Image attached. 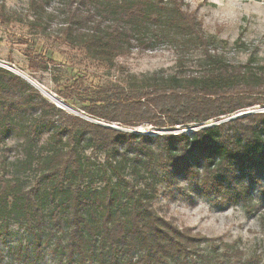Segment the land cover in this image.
<instances>
[{
  "label": "trees",
  "instance_id": "obj_1",
  "mask_svg": "<svg viewBox=\"0 0 264 264\" xmlns=\"http://www.w3.org/2000/svg\"><path fill=\"white\" fill-rule=\"evenodd\" d=\"M29 6L36 30L59 15L56 40L97 68L160 45L197 50L201 68L84 88L80 116L0 67V149L22 156L0 161L12 166L0 173V238L12 224L27 236L9 250L13 264H39L46 251L58 264H264L155 205L164 186L176 187L264 221V111L235 117L264 108V64L227 62L184 0H64L52 13L46 0ZM142 126L164 134L127 130ZM6 258L0 246V264Z\"/></svg>",
  "mask_w": 264,
  "mask_h": 264
},
{
  "label": "rangeland",
  "instance_id": "obj_2",
  "mask_svg": "<svg viewBox=\"0 0 264 264\" xmlns=\"http://www.w3.org/2000/svg\"><path fill=\"white\" fill-rule=\"evenodd\" d=\"M46 1L52 13L60 9L64 0ZM184 1L202 22L205 32L213 41V49L223 55L227 62L233 65L249 63L252 68L264 64V0ZM29 10V0H0V67L21 76L67 113L84 116L79 105L75 104L78 96L84 93V88L94 89L115 83L127 85L132 76L137 77L141 84L143 76L154 73L192 74L201 68L197 50L190 49L183 53L179 47L163 45L152 51L134 52L121 57L111 70L97 68L80 53L56 40L61 21L59 15L53 23L46 24L45 31H40L32 26L34 19ZM262 111L264 108L254 106L239 115ZM137 131L164 134L151 126L139 127ZM8 143L16 147L19 143L17 135L12 136ZM2 149L0 161H7V165L9 161L22 158L15 148ZM8 167L12 169V166L0 163V173L8 174ZM179 185L184 187L185 184ZM162 191L166 193L160 195L155 205L168 219L208 237L238 241L247 255L264 259V221L260 215L248 217L241 206L218 210L197 194L179 195L176 187L166 190L164 186ZM26 239L24 229L17 224L10 226L8 234L0 238V246L7 255L2 264L14 263L8 255L9 250ZM46 253L39 264H58L48 251Z\"/></svg>",
  "mask_w": 264,
  "mask_h": 264
},
{
  "label": "water",
  "instance_id": "obj_3",
  "mask_svg": "<svg viewBox=\"0 0 264 264\" xmlns=\"http://www.w3.org/2000/svg\"><path fill=\"white\" fill-rule=\"evenodd\" d=\"M250 113H252V112H249V113H243V114H241V115H239V116H237V117L244 116V115H247V114H250ZM98 124L105 125V124H102V123H98ZM212 125H214V124L206 125V127H208V126H212ZM105 126H107V127H111V128H114V129H120V128L116 127L115 125H112V126L105 125ZM193 130H194V129H188V130L177 131V132H175V133H178V132L189 133V132H192ZM130 131L135 132V133H141V132H138L137 129H135L134 131H133V130H130ZM165 133H171V132H165ZM149 134H157V133L151 132V133H149Z\"/></svg>",
  "mask_w": 264,
  "mask_h": 264
}]
</instances>
